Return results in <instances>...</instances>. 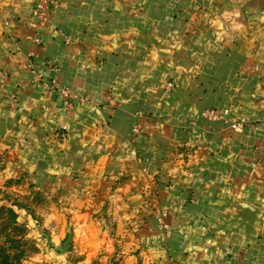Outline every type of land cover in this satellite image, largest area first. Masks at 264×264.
Here are the masks:
<instances>
[{
  "label": "crops",
  "instance_id": "crops-1",
  "mask_svg": "<svg viewBox=\"0 0 264 264\" xmlns=\"http://www.w3.org/2000/svg\"><path fill=\"white\" fill-rule=\"evenodd\" d=\"M54 1L35 31L0 0V205L37 260L264 264V0Z\"/></svg>",
  "mask_w": 264,
  "mask_h": 264
},
{
  "label": "built area",
  "instance_id": "built-area-1",
  "mask_svg": "<svg viewBox=\"0 0 264 264\" xmlns=\"http://www.w3.org/2000/svg\"><path fill=\"white\" fill-rule=\"evenodd\" d=\"M55 7H56V3L54 0H37L31 12L32 18L36 20V22L32 24V27L35 31L42 30L48 26L50 20V12ZM34 42L38 44L39 40L35 39ZM43 86L47 90H50L58 97H60L63 106H65L66 108H71L75 103H82L86 100V98H81V97L79 98L75 96L69 88L61 86L59 82L55 79L43 83ZM167 88L170 89L171 85L168 84ZM229 114H230L229 110L218 111L215 109H206L202 112L201 117L203 120L209 122H222L232 130H241L245 127L246 122L243 119L235 122H230ZM140 117L141 115H138V118ZM138 129H139V125L137 124L135 125L133 132L137 134Z\"/></svg>",
  "mask_w": 264,
  "mask_h": 264
},
{
  "label": "trees",
  "instance_id": "trees-1",
  "mask_svg": "<svg viewBox=\"0 0 264 264\" xmlns=\"http://www.w3.org/2000/svg\"><path fill=\"white\" fill-rule=\"evenodd\" d=\"M25 232V228L17 222L14 211L1 206L0 264H21L25 258L24 248L28 244Z\"/></svg>",
  "mask_w": 264,
  "mask_h": 264
},
{
  "label": "rangeland",
  "instance_id": "rangeland-1",
  "mask_svg": "<svg viewBox=\"0 0 264 264\" xmlns=\"http://www.w3.org/2000/svg\"><path fill=\"white\" fill-rule=\"evenodd\" d=\"M2 197L5 198H9L7 195L3 194ZM3 205H0V207ZM7 207V206H5ZM20 224V223H19ZM23 226V225H21ZM26 231V229H25ZM26 233V239L28 241L27 246H25L24 251H25V258L24 260L21 262V264H76L78 262H81L85 259L87 254L83 253V250L81 251L79 248H74L73 246L70 245V243L68 242V244L65 246V248H67L69 251V255L66 258L65 261H61L59 262L58 260H52V261H48L47 259L44 258V260H37V248H36V242L34 240H32L31 238H27V232ZM25 239V240H26ZM99 241V240H98ZM97 241V242H98ZM29 245V246H28ZM90 249L93 250L94 254H97L95 257L91 258V260H87L86 259V264H119V261H117L115 259V257H110L108 260H106V263H103L102 261H100L101 259V254H100V247L98 246H89ZM65 250V249H63Z\"/></svg>",
  "mask_w": 264,
  "mask_h": 264
},
{
  "label": "water",
  "instance_id": "water-1",
  "mask_svg": "<svg viewBox=\"0 0 264 264\" xmlns=\"http://www.w3.org/2000/svg\"><path fill=\"white\" fill-rule=\"evenodd\" d=\"M89 246H91V247L94 246L95 247V246H97V243L96 242H92V243L89 244Z\"/></svg>",
  "mask_w": 264,
  "mask_h": 264
}]
</instances>
